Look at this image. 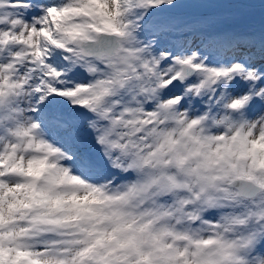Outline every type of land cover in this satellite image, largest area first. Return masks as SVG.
Instances as JSON below:
<instances>
[{"label":"snow or ice","instance_id":"snow-or-ice-1","mask_svg":"<svg viewBox=\"0 0 264 264\" xmlns=\"http://www.w3.org/2000/svg\"><path fill=\"white\" fill-rule=\"evenodd\" d=\"M0 264H264V0H0Z\"/></svg>","mask_w":264,"mask_h":264}]
</instances>
